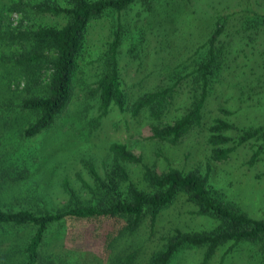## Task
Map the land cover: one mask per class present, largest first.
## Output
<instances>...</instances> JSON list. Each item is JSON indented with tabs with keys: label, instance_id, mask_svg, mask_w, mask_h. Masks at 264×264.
<instances>
[{
	"label": "rangeland",
	"instance_id": "obj_1",
	"mask_svg": "<svg viewBox=\"0 0 264 264\" xmlns=\"http://www.w3.org/2000/svg\"><path fill=\"white\" fill-rule=\"evenodd\" d=\"M45 1H49L50 5L53 2L63 8L70 7V0H22L24 7H29L26 10L32 20L28 23L62 26L64 20L34 9ZM253 1L262 4L256 10L264 13V0ZM189 3L174 5L171 0H155L137 3L123 12L125 29L119 46L118 71L124 110L111 105L108 113L103 115L100 109L99 82L109 71L106 59L119 29L116 13L110 12L90 24L78 62L72 98L48 131L21 143L18 134L25 121L15 113L0 115V138L6 139L5 131L12 136L9 138L10 145H0L1 176L10 177L16 170L9 160L10 155L17 152L16 147H20L21 154L36 155L35 161L18 167L19 172L27 175L24 181L12 186L7 182L6 189L0 193V205L44 212L85 203L89 197L78 176L93 184L89 174L90 163L103 173L104 163H111V145L120 143L140 156L144 164L154 167L158 174L169 171L171 167L186 172L211 163V184L228 198L237 200L252 218L264 219V152L253 164L250 163L263 140L239 146L227 162H210V151L206 149L204 139L192 140L190 136L178 146H173L153 137L155 129L170 126L171 117L174 119L183 114L184 109L179 111L174 108L171 112V99L168 100L169 109L161 120H155L148 110L135 112L136 105L144 96L171 85V21ZM230 5H233V0H193L187 9L189 18L184 17L188 24L186 22L182 27L175 25L174 28L183 29L184 35L195 39L189 40V44L196 43L206 35L209 18ZM240 9L238 6L225 13ZM22 22L27 26L24 14L14 12L6 20V25L10 24V30L18 35ZM237 24L235 19L230 21V26ZM231 59L230 69L222 72L224 75L209 96L205 110L207 122L212 123L218 118L239 129L261 126L264 124V33L256 36L249 45L246 42L237 44ZM26 81L22 78L12 90L23 91ZM187 102L183 101L181 106H186ZM237 133L232 132V136L236 137ZM130 169L133 181L145 189L141 180L142 166L132 165ZM32 188H36V194H28ZM186 212H190L189 209L181 211L179 205L172 206L159 215L154 225L151 218L146 217L132 235L124 233L127 223L118 218H99L88 222L71 220L50 230V242L42 249L43 264H150L177 229L182 233L213 229L215 224L212 220L199 218L201 221L193 223L191 217L185 215ZM20 232L23 241L32 235L31 230ZM21 243L17 241L13 249H19ZM250 248L247 244L233 249L230 244L225 245L208 264H264L259 257L250 256ZM228 251L230 253L224 256ZM204 256L205 249L187 250L173 264H202Z\"/></svg>",
	"mask_w": 264,
	"mask_h": 264
},
{
	"label": "trees",
	"instance_id": "obj_2",
	"mask_svg": "<svg viewBox=\"0 0 264 264\" xmlns=\"http://www.w3.org/2000/svg\"><path fill=\"white\" fill-rule=\"evenodd\" d=\"M152 1L155 0H70V7L64 8L45 1L34 9L50 13L65 23L62 26H42L28 23L32 20L26 10L29 7H24L22 0H0V115L15 113L25 121L18 134L21 143L48 131L68 107L88 28L94 20L110 12L116 13L119 29L106 59L109 71L99 82L100 109L103 115L108 113L111 105L124 110L118 71L119 46L125 29L123 12L137 3ZM192 1L171 0L174 5L190 2L171 21V80L168 79L171 85L144 96L136 105L135 112L148 110L155 120H161L169 109L168 100L171 99V112L174 108L179 111L184 109L183 114L174 119L171 117L170 126L155 129V139L173 146H178L190 136L192 140L204 139L203 143L210 151L209 161L216 163L230 160L239 146L263 140L250 161L253 164L264 152V124L239 129L218 118L209 123L205 110L215 84L224 75L222 72L231 67V55L237 44L246 42L249 45L256 36L264 33V13L256 10L262 4L253 0H233V5L209 18L206 35L189 44V40L195 39L184 35L182 28L180 31L174 27L188 24L187 9ZM248 3L250 5L245 6ZM238 6L241 8L239 11L225 13ZM14 12L23 13L24 21L28 23L27 26L23 22L19 25L21 32L18 35L10 30V24L6 25V20ZM233 19L238 22L236 26H230ZM22 78L27 80L24 90H12ZM185 100L189 103L181 106ZM235 131H238L236 137L232 136ZM5 132L6 139L0 138V145L11 144L9 138L12 136ZM16 148L17 152L10 155L9 160L17 171L14 170L10 177H2L0 173V193L6 189L8 181L10 186L24 181L27 175L19 172L18 167L36 159V155L21 154L20 147ZM19 155L25 156L15 158ZM109 155L111 163H104L103 173L90 163L89 174L93 184L78 176L89 197L85 203L44 212L0 205V264H43L42 249L50 242V230L71 220L88 222L99 218H118L127 223L124 233L132 235L146 217H150L154 225L164 210L175 205H179L181 211L189 209L190 212L185 215L190 216L193 223L201 221L199 218H208L215 225L213 229L202 232L182 233L177 229L150 264H173L181 253L198 249H205L202 264H208L216 252L228 244L231 249L247 244L251 247L248 251L250 256L259 257L264 262V219L252 218L237 200L228 198L211 184V163L186 172L171 167L169 171L158 174L154 167L144 164L142 158L125 144H112ZM132 165L142 166L141 180L145 189L133 181ZM35 189L28 194H36ZM22 230H31L32 235L23 241L20 238ZM17 241L22 243L16 250L13 246Z\"/></svg>",
	"mask_w": 264,
	"mask_h": 264
}]
</instances>
